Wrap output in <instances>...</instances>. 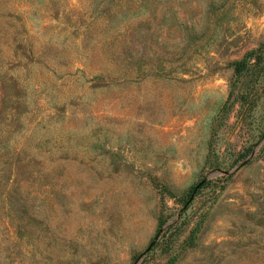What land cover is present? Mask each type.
<instances>
[{
	"label": "rangeland",
	"instance_id": "1",
	"mask_svg": "<svg viewBox=\"0 0 264 264\" xmlns=\"http://www.w3.org/2000/svg\"><path fill=\"white\" fill-rule=\"evenodd\" d=\"M0 264H264V0H0Z\"/></svg>",
	"mask_w": 264,
	"mask_h": 264
},
{
	"label": "trees",
	"instance_id": "2",
	"mask_svg": "<svg viewBox=\"0 0 264 264\" xmlns=\"http://www.w3.org/2000/svg\"><path fill=\"white\" fill-rule=\"evenodd\" d=\"M252 52L248 53L247 55H244L238 62H236L235 65V70L237 73H239L248 63V56L251 54Z\"/></svg>",
	"mask_w": 264,
	"mask_h": 264
},
{
	"label": "water",
	"instance_id": "3",
	"mask_svg": "<svg viewBox=\"0 0 264 264\" xmlns=\"http://www.w3.org/2000/svg\"><path fill=\"white\" fill-rule=\"evenodd\" d=\"M230 172H231V171H230ZM216 173H220V171H213V172H211V173L209 174V176L212 175V174H216Z\"/></svg>",
	"mask_w": 264,
	"mask_h": 264
}]
</instances>
